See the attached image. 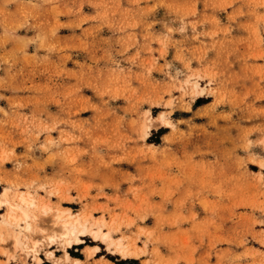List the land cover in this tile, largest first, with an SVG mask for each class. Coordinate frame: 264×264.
I'll use <instances>...</instances> for the list:
<instances>
[{
  "label": "rangeland",
  "instance_id": "rangeland-1",
  "mask_svg": "<svg viewBox=\"0 0 264 264\" xmlns=\"http://www.w3.org/2000/svg\"><path fill=\"white\" fill-rule=\"evenodd\" d=\"M0 200V264H264V0H0Z\"/></svg>",
  "mask_w": 264,
  "mask_h": 264
},
{
  "label": "bare ground",
  "instance_id": "bare-ground-1",
  "mask_svg": "<svg viewBox=\"0 0 264 264\" xmlns=\"http://www.w3.org/2000/svg\"><path fill=\"white\" fill-rule=\"evenodd\" d=\"M19 201L16 203H12L13 210L17 213H12L9 216V219L11 221H14L18 223L21 219H24L25 221L29 222V219L34 218L35 216L31 213L30 207L36 205L35 204V198L30 196V195H19L18 196ZM1 200H0V205H1ZM10 204V203H9ZM36 207V206H35ZM51 209L48 205L44 207L45 211H49ZM61 221L60 224V230L62 232L63 237L66 239L68 247H72L74 245H78L83 243V238L82 236L87 235V227L84 222L81 221V219L78 217H74L73 215H67L65 216L64 211L57 212L56 214V222ZM29 228V227H27ZM95 235H99L101 230L94 231L93 232ZM51 237V236H50ZM101 237V236H100ZM109 235L107 233H104L103 238H107ZM19 239V238H17ZM112 239V237H111ZM110 239V240H111ZM106 241V240H105ZM37 242H34V246H36ZM119 247L121 248L122 243L121 241L119 242ZM127 248V247H126ZM98 249V247H97ZM124 251V250H121ZM68 258H70V253L67 251ZM127 254V252H126Z\"/></svg>",
  "mask_w": 264,
  "mask_h": 264
}]
</instances>
